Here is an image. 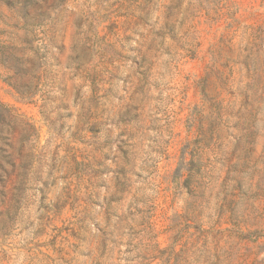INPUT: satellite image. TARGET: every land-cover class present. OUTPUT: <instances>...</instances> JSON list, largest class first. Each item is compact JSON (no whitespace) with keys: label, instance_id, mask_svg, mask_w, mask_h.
<instances>
[{"label":"rangeland","instance_id":"1","mask_svg":"<svg viewBox=\"0 0 264 264\" xmlns=\"http://www.w3.org/2000/svg\"><path fill=\"white\" fill-rule=\"evenodd\" d=\"M0 264H264V0H0Z\"/></svg>","mask_w":264,"mask_h":264}]
</instances>
